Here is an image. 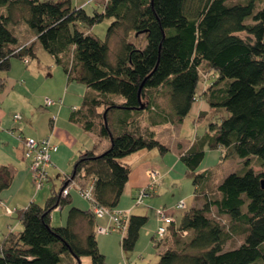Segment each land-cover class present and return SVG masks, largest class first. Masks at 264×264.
Segmentation results:
<instances>
[{
    "label": "trees",
    "instance_id": "16d2710c",
    "mask_svg": "<svg viewBox=\"0 0 264 264\" xmlns=\"http://www.w3.org/2000/svg\"><path fill=\"white\" fill-rule=\"evenodd\" d=\"M257 1L104 0L102 9L89 14L72 0H0V71H10L12 57H36L39 42L62 66L67 84L88 88L69 119L110 140L102 152L96 146L81 151L45 205L30 201L17 210L23 229L4 235L0 264H59L83 256L108 264L96 236L100 218L90 202L117 208L132 170L123 159L143 149L168 150L153 130L142 128L139 116L148 112L151 126L182 123L199 98L203 62L216 75L205 99L224 114L181 151L195 205L178 225H168L164 237L154 234L155 245L164 247L157 264H264V5L258 8ZM16 11L34 32L29 43H19ZM106 18L112 20L103 40L91 27ZM7 79L0 76V91ZM161 92L169 109L156 101ZM17 137L23 143L31 136ZM208 148H224L225 156L242 160L240 167L215 182L213 170L199 169ZM13 178V168L0 165V193ZM90 178L91 199L82 194ZM77 183L89 208L71 206L69 190ZM65 206H70L66 224L55 226L52 212ZM147 221L130 212L120 240L125 253L134 250Z\"/></svg>",
    "mask_w": 264,
    "mask_h": 264
},
{
    "label": "rangeland",
    "instance_id": "374dc122",
    "mask_svg": "<svg viewBox=\"0 0 264 264\" xmlns=\"http://www.w3.org/2000/svg\"><path fill=\"white\" fill-rule=\"evenodd\" d=\"M103 2L104 0H72L74 5L84 7L89 14H93L95 8L100 9ZM263 5L264 0L257 1L258 8ZM19 13V11L15 12V19L17 20L15 32L19 40L21 39L22 41L23 38H25V32H23V29L25 27L28 28V26L26 22L20 18L21 15ZM111 20L112 19L106 18L102 22L96 23L93 25L92 31L104 40L106 37V30ZM28 30L29 34L27 35V38L34 35L32 30L29 28ZM29 42L30 41L27 43ZM115 44L113 42L112 47ZM35 50L37 56L32 58L28 57V62H24L22 58L12 57L10 71H8V73L0 71L1 77H12L14 79L13 82L19 83L14 87L13 92L6 98L7 101L5 105H3L2 110L3 113H6V116H8L6 118L7 122H10L12 118V121H15L14 117L11 118V116L14 112H17L22 115V120L18 119L15 123L19 124L21 121L22 123H25L26 118H30L31 124L36 126L37 130L47 131V134H49L51 129L50 118L53 119V116H56L57 121L66 125L72 108L75 109L76 107H81L85 93L83 87H86V85L75 81L73 83L70 82L72 84L67 85V74L62 66L55 62L54 58L39 42H36ZM199 71L200 81L198 83L197 95L198 97L203 95L204 97H201V99L206 103L207 101L204 93L216 75L206 62L202 63ZM20 86H23L24 88L20 89ZM20 91L23 93L22 95L18 94ZM47 98L56 101L61 99L62 105L60 106V103L58 102V104L49 106L46 104ZM146 101L147 99L144 102ZM156 101L164 109H169L167 99L162 92L160 93V96H157ZM54 109L57 110L53 111ZM201 113L202 115L197 118V112L192 111L185 117L184 121L179 124H159L155 126L148 124V112H143L139 116V123L142 128L147 130L149 127V129L153 130L155 136L168 147V150L164 154H161L157 148L150 150L144 149L146 150L145 152L150 153L147 161H149L151 166H148L146 169L148 177L147 184H149L150 180H154L151 176H156L155 179L157 178V180L150 195L146 197L145 202L137 204L133 208V210L139 212L133 214L148 216V221L141 229L134 250L127 252L129 253L128 255L123 251L120 240L124 234L121 231H114L109 234L96 233L99 248L106 256V262L108 264H125L126 261L135 264H157L158 252L163 248V245L157 247L153 240L154 233L156 234L157 227L160 224L157 215L158 206H170L178 200H184L187 206L186 209H174V216L179 222L182 213L195 205L194 185L191 177L187 173L185 164L180 160V154L182 150H185L190 146L191 142H193L197 136H200L205 132V126L208 127L212 121L220 120L224 111L219 109L215 110L209 107V110ZM134 116L137 117V114H134ZM13 130L14 133L11 132V129H9L8 132L10 135L8 151L10 147L16 145L15 138L18 139L17 136L19 130L17 127L13 128ZM92 133L95 134L97 140L98 137L99 139H102L97 132ZM92 133L87 132V138L88 140L90 139L88 148H93L95 145V151L102 152L104 150L103 147H101L102 141H100V145L98 142L95 144L92 139ZM108 141L110 144V140ZM77 153V150L73 151V149L67 144L60 145L58 160L53 161L55 165L52 164L47 168L50 178L45 181L43 187L40 189L38 188L32 173L31 184L29 185V183L23 180L25 178V173H22L19 169L17 174L14 175L10 187L0 193V242L3 240L9 227V231L13 229L15 232H19L23 229V225L17 217V210L26 206L30 201L45 205L47 198L53 192H58L60 190L66 176L72 173L74 163L77 159ZM134 156H139V153L134 154ZM142 160L143 159H139L137 162ZM12 161V158H7V152L0 150V164H8V162L12 164L14 162ZM241 161L242 160L237 156H225L224 148H208L206 149V155L201 162L199 169L213 170L215 172L214 181L217 182L229 173L236 171V169L240 167ZM253 164L257 171L261 170V167H259L258 164L254 162ZM93 182L94 181L90 178V183L84 188L80 187L78 183L75 185L83 190L90 189L92 195L94 186ZM144 186L139 187L138 191ZM71 199V206L74 205L83 208L84 205H87V201L75 188H72L71 190ZM125 199L126 203L131 205L134 204V199L131 196H127ZM90 203L93 205L92 202ZM69 207L70 206H65L62 209L58 208L52 212L53 223L55 226L66 224ZM97 221L98 223L104 222L100 219ZM166 242L167 241L164 240L162 243L165 244ZM80 263L92 264L89 256H83L80 258ZM59 264H79V261L74 260L72 257H65V259Z\"/></svg>",
    "mask_w": 264,
    "mask_h": 264
},
{
    "label": "crops",
    "instance_id": "0c3cea01",
    "mask_svg": "<svg viewBox=\"0 0 264 264\" xmlns=\"http://www.w3.org/2000/svg\"><path fill=\"white\" fill-rule=\"evenodd\" d=\"M100 9H102V6H101ZM91 30H92V27H91ZM23 32H25V36H24L25 38H23L22 41L20 39L19 43L25 44L28 41H31V40H33L35 38V35H33L32 37L27 38L28 37L27 35L29 34V30H28L27 27H25L23 29ZM13 81H14V79L12 77L11 78L9 77L7 79L6 87L3 90L0 91V144H1L0 150L7 152V158L8 159L12 158L14 162L12 161L13 162L12 164L10 162H8V164H6V163H2V164L11 166L13 168V170H14V175L17 174V172L20 169L22 173L23 172L25 173V175H24L25 178L23 180L25 182L29 183V185H30L31 184V173L33 175V172H32L31 167H30V161L28 159H25L24 156H23V144H22V142L19 139L15 138L16 145L13 146V147H10V149L8 151V148H9L8 141H9V138H10V135L8 133L9 129H13V128L17 127V129L19 130L18 133H21V134H23L25 136L29 135V136L35 137V138H41V136L45 137V135L46 136H50L52 141L59 146L58 150L56 152L52 153V157H51L52 164H54L53 161L58 160V152H59L60 145L67 144L68 146H70L73 149V151L77 150L78 151L77 157H78V155H79V153L81 151L89 149L88 147H89L90 139L88 140V138H87V131H84L80 124H78L76 122H72L69 118H68V121H67L66 125L64 123H60L59 121H57V117L56 116H55L56 118L53 119V121L51 120L52 118H50V121H51L50 122V127H51V129H50V133L49 134H47L48 133L47 131L37 130V127L33 126L31 124V119L30 118H26L25 123H22V121L19 124L15 123V121H17L18 119H14L15 121H12L13 120L12 117H14V114H16L17 112H14V114L11 116V118H12L11 121L7 122L6 118L8 116H6V113H3L2 108H3V105H5V103L7 101L6 98L13 92L14 87L19 84V83L13 82ZM72 83H69V84H72ZM69 84H67V85H69ZM22 88H24V87L20 86V89H22ZM83 88H84L85 92L88 91L87 87H83ZM18 94L22 95L23 93L20 91V92H18ZM201 97H204V96H201ZM201 97H199V98L197 97L198 100L195 101V103L193 104V106L191 108V111H190V112H192V111L197 112V114H198L197 118L201 114V112L209 110V105H207L208 103L207 102L204 103L203 100L201 99ZM55 104H58V103H55ZM55 104H53V105H55ZM59 105L61 106L62 104H59ZM49 106H51V105H49ZM75 109H77V107ZM55 110H57V109H54L53 111H55ZM72 110H73V108H72ZM58 111H59V109H58ZM52 113H54V112H52ZM20 116H21L20 120H22V115L20 114ZM69 117H70V115H69ZM9 119H10V116H9ZM31 128H32V130H31ZM206 129H207V126H205V130ZM88 133H92V132H88ZM92 134H93V138L92 139L94 140L95 144H97V142H98V144L100 145V141H102V144H101L102 146L101 147H103V149H105L109 145V141H108L107 138L99 139V137H98V140H97V137L95 136V134L94 133H92ZM36 135H38L40 137H38ZM146 150L143 149V150L134 152V153L126 156L123 159L125 162H127L131 166L132 170H131V173H130V176H129V180L126 183L123 195L121 197V200H120L119 205H118L117 208L121 209V210H130L131 214L139 213V212H137V210H133L134 206L137 205V204L135 202H134L133 205L128 204V203H126V199L125 198H127V196H131L134 199V197L137 195L139 187L144 186V185L147 184L148 177H147V174H146V169H147L148 166H151V165L149 164V161H147L148 156H149L150 153L145 152ZM149 152H151V151H149ZM138 153H139V156H134V154H138ZM139 159L140 160L143 159V160L140 161V162H137ZM2 164H0V165H2ZM66 177H69V175L66 176ZM49 178H50V175H49L48 179ZM72 188H75L77 190L75 184H72V186L70 187L69 191H71ZM30 197H31V195H30ZM174 205H175V203L171 204L170 206H167V205H160V206L169 207L171 209V211H172L173 216H174V212H175ZM89 206L90 205L87 202V205H84L83 208H89ZM56 209H58V208H56ZM174 218H175V216H174ZM100 220H103L104 222L103 223H98V224H106V223L109 222V216L106 215L105 217L100 218ZM51 221L53 223V216H52ZM175 222H176V225H178L180 220L178 222L177 219L175 218ZM9 228H8V230L6 232L9 231ZM118 232H120V231H118ZM125 232H122V233L125 234ZM125 264H135V263L130 262V261H126Z\"/></svg>",
    "mask_w": 264,
    "mask_h": 264
},
{
    "label": "built area",
    "instance_id": "2783aa9c",
    "mask_svg": "<svg viewBox=\"0 0 264 264\" xmlns=\"http://www.w3.org/2000/svg\"><path fill=\"white\" fill-rule=\"evenodd\" d=\"M24 62H28L29 58L26 57L23 59ZM62 104V100L59 101L53 100L51 98L46 99L47 105H53L55 103ZM20 114H14V119H20ZM56 118L55 116H53ZM21 138V136H20ZM23 140V156L25 159L30 161V167L33 172V177L35 182L37 183L38 188H42L45 181L48 179L47 168L52 164V153L58 150V145L55 144L50 136H45L41 138L35 137H24ZM154 180H150L149 184L142 187L136 197L134 198V202L136 204H142L145 201V198L150 195L151 190L154 188V184L157 180L156 176H151ZM150 177V178H151ZM68 194V188L63 189L62 195ZM82 194L84 197L91 199V190H82ZM178 208H186V203L184 200L178 201L176 204ZM95 214L99 218H103L106 215L109 216V222L106 224H99L96 227V231L99 234H109L113 231H121L125 232L127 229L130 210H121L115 208L113 210H109L98 206L97 204L92 205ZM157 215L160 221V224L156 230L157 238H162L167 233V227L169 224L174 222V217L172 211L169 207L159 206L157 208Z\"/></svg>",
    "mask_w": 264,
    "mask_h": 264
},
{
    "label": "water",
    "instance_id": "95a60500",
    "mask_svg": "<svg viewBox=\"0 0 264 264\" xmlns=\"http://www.w3.org/2000/svg\"><path fill=\"white\" fill-rule=\"evenodd\" d=\"M141 88H142V85H141ZM141 88H140V90H141ZM144 107V104H143V102L141 101V105L139 106V108H143ZM79 261V264H81L80 263V260H78Z\"/></svg>",
    "mask_w": 264,
    "mask_h": 264
},
{
    "label": "bare ground",
    "instance_id": "6f19581e",
    "mask_svg": "<svg viewBox=\"0 0 264 264\" xmlns=\"http://www.w3.org/2000/svg\"><path fill=\"white\" fill-rule=\"evenodd\" d=\"M146 186V185H145Z\"/></svg>",
    "mask_w": 264,
    "mask_h": 264
}]
</instances>
